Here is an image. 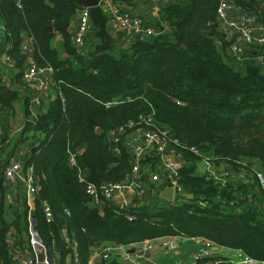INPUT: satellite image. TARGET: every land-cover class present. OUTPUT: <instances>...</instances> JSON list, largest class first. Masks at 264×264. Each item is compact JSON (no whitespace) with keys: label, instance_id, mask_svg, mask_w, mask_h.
<instances>
[{"label":"trees","instance_id":"obj_1","mask_svg":"<svg viewBox=\"0 0 264 264\" xmlns=\"http://www.w3.org/2000/svg\"><path fill=\"white\" fill-rule=\"evenodd\" d=\"M114 1L122 10L148 2ZM227 1L264 25V0ZM220 2L172 0L160 20H153L158 30H167L128 47L112 37L102 8H90L91 44L82 55L71 41L78 0H22L21 7L15 0H0L4 44L18 70L16 81L25 85L28 56L22 46L31 36L34 63L54 68L57 92L46 108L41 103L36 116L32 97L24 103L19 144L35 149L26 159L39 184L32 211L21 201L6 202L0 166V264H17L19 252L31 250L30 215L42 243L61 256L62 264L73 256L75 243L80 264H88L99 245L129 246L167 236L204 238L264 262V207L248 199L251 194L257 200L258 193L241 182L222 186L196 173L205 155L235 173L252 169L254 162L264 170V69L255 62L239 66L228 54L232 42L221 31ZM57 36L61 49L54 45ZM19 100L0 71L2 115L13 114ZM115 101L121 103L106 106ZM150 118L152 128L166 131L169 144L188 162L179 170L181 195L158 207L123 208L108 202L99 207L87 186L119 182L131 169L126 148L121 155L112 152L109 133L124 128L127 137L147 128ZM9 146L6 136L0 152ZM145 163L160 171L156 157Z\"/></svg>","mask_w":264,"mask_h":264},{"label":"built area","instance_id":"obj_2","mask_svg":"<svg viewBox=\"0 0 264 264\" xmlns=\"http://www.w3.org/2000/svg\"><path fill=\"white\" fill-rule=\"evenodd\" d=\"M18 7H21L22 0H15ZM172 0H148L151 5L150 14L154 21L160 20L161 10ZM99 6L108 15L109 29L113 38L119 32H124L131 36L135 41L137 39L144 41L152 37H157L164 30L160 31L156 27L149 26L145 21L136 14L129 13L120 8L114 0H99ZM237 9L234 4L227 0H221L217 16L220 24H227V28L233 30L234 40L232 42L228 54L232 56L239 66H243L247 59L251 56L254 62L264 69V25L259 22L256 16L240 15L241 18H234L233 12ZM74 20L77 23L76 30L72 34L71 41L76 47L77 51L85 55L89 49V37L92 33V20L90 8L80 7L77 11ZM0 28L3 29V27ZM167 30V27H164ZM23 51L27 54L28 58L32 55V46L28 40L22 46ZM257 49V51H255ZM262 49V50H261ZM8 45L4 46V59L13 65L12 60L7 54ZM252 54V52H254ZM14 66V65H13ZM54 68L51 66L41 68L34 62L28 70H25L24 83L21 86L28 91H25L26 97H32L31 111L33 116L37 115L38 107L42 103L43 97H50L51 93L55 90L54 84ZM32 87L36 90V95L32 94ZM52 99V98H51ZM47 99V101L51 100ZM121 102L107 103L106 106L110 107L113 104ZM36 112V113H35ZM2 118L0 114V147L2 146L1 137V123ZM148 125L145 129H140L129 136H125V129L120 128L114 130L108 135V143L111 150L116 155H121L123 148H126L131 159V169L126 172L125 176L119 182H108L103 184L100 188L90 184L87 186V193L93 202L99 207H103L106 202L113 204L115 194L128 192L131 199H139L147 197L141 202V206H149L153 204L157 196L160 194L161 185L172 186L175 189L174 202L177 197L181 195L182 188L179 184V170L183 167L179 163V158L182 157L181 153L174 149L168 142V133L166 131L160 132L152 128V119L146 121ZM135 133H139L138 138H134ZM175 145H179V141H174ZM197 155H201L197 149H194ZM158 159L157 166L160 171H152L149 166H145V161L150 157ZM203 162L206 166V177L219 185H227L229 183L241 182L245 185L251 183L255 184L260 192V196L264 199V170L258 167H252L250 170L233 172L228 165L220 163V169L216 167L214 161L216 158L212 156H202ZM184 158V157H182ZM73 166L74 159L71 160ZM216 164V165H215ZM3 176L5 181L10 185L9 190L6 189L5 200L8 204L17 202L16 196L19 195V188L22 190V202L26 203L29 211L34 209L36 192L39 189L38 181L34 178L32 165L26 159V155L20 158H10L3 168ZM85 175L81 176L84 180ZM153 187V188H152ZM163 188L161 189V191ZM249 202L254 206H260L258 201L255 200L253 195L248 196ZM131 200V201H132ZM161 200V199H160ZM126 200H124L125 202ZM173 202V203H174ZM123 208H130L131 206L126 202L121 206ZM150 207V206H149ZM261 207V206H260ZM70 215L69 212H67ZM46 217L50 222L52 213L49 207H46ZM29 237L32 258H22L17 264H62L61 256L53 250H48L42 243L38 236L34 220L31 215L29 216ZM65 233V231H64ZM177 237H162L153 240H146L142 243L135 244V249L132 251L129 246L117 244H104L99 245L93 250L88 264H116L120 261L121 264H139L141 261L147 259V256L152 253L157 245L170 250H177L178 243ZM69 241V238H66ZM199 244L197 251L192 255V260L195 264H225L226 261L222 257L215 256L213 242L204 238H196ZM66 264H80L78 250L76 243L73 247V256L66 260ZM240 264H264L246 256Z\"/></svg>","mask_w":264,"mask_h":264},{"label":"crops","instance_id":"obj_3","mask_svg":"<svg viewBox=\"0 0 264 264\" xmlns=\"http://www.w3.org/2000/svg\"><path fill=\"white\" fill-rule=\"evenodd\" d=\"M147 3L138 4V5L133 6V7H126V8H124V10L128 11L129 13L137 14V12H139L141 10L140 8ZM149 15H150V10L146 11L144 13V16L146 17L145 23L149 26H153L154 25L153 19ZM76 26H77V23L74 20L72 28H71L72 34L75 32ZM3 32H4L3 29L0 28V71L3 74L4 84L6 86L13 88V89H16L19 92L20 100L17 103L21 102L23 106H21V108L17 107V103H16L15 112L13 114H10V113L7 114L6 113L5 116H3L1 111H0L1 117H3L2 123H1V130H2L1 131V137L3 139L6 136L10 137L9 148L0 152V166L2 167V169L4 168L5 162L7 161V159L9 157L18 159L22 155H26L27 153L30 154L29 152H31L30 150L26 151V148H29L28 143L27 144H19L20 139H21L22 128H23V125L26 121L25 104H24L26 98H25V91H23V89L21 88V85H19L15 79L16 73L18 72V70L13 65L8 64L4 59V46L6 44H4L5 37H4ZM223 36L226 39V41L230 40L226 34ZM26 39L28 40L29 44L31 45L32 44L31 36H27ZM90 39H91V37H89V46L91 44ZM132 39L133 38L131 36L127 35L124 32H119L117 34V36L115 37V40H117L118 45L121 47H128V45L132 42L131 41ZM54 44H55V47L57 49H61V47H62L61 45L63 44L61 38L57 36L55 41H54ZM252 59L250 56V60H248L246 63H248V64L251 62L254 63V59L253 60ZM33 62H34V59H33V54H32L31 57H29L27 62H26L25 70H28L29 67L31 66V64H33ZM32 94L34 96L36 95V90L33 87H32ZM55 96H56V94L54 92H52L50 97H47V98L43 97L42 98V103H43L42 107L46 108V106L48 105L47 99L54 98ZM15 113H17L16 117L14 116ZM16 121L19 124L20 129H19V132L12 137L11 126H13ZM179 163L183 167L188 164L187 160L184 158H179ZM149 164H151V163H145V166L147 167V166H149ZM196 173H197V175H200V176H203L206 174V166H205V163L203 161H201L197 164ZM249 186L253 191L258 193L257 196H259V197L256 196L257 197L256 199L259 202L260 206L264 207V205L261 203V201L263 199L260 196V192H259L258 188L253 183L249 184ZM9 188H10V185L6 182V189L9 190ZM162 188L164 189L165 185H163V184L161 185V187L159 188L160 192H161ZM22 195H23V193H22V190L20 187L19 188V195L16 196V201L22 202ZM155 196H157V199H155L153 204L149 205L150 207H158V206H161L162 204H164V202H165V201L160 200L159 195H157L156 193H155ZM131 198L132 197L130 196V194L128 192L121 193V194H115L113 204L116 206H122L126 202V204L130 205L131 207H136L137 205H140L141 202H143L147 199L146 196L139 198V199H134V200H132ZM124 200H126V201L124 202ZM6 219L8 221H11V219H12L11 214H8ZM176 240L178 243V249L177 250L173 251L170 249H166L159 244L152 251V253L147 256V259L144 261H141V263H139V264H195V262L192 260V255L197 251V249L199 247V244L196 242V238L177 237ZM136 246L137 245H132L129 248L133 251L135 249L134 247H136ZM214 251H215V256L222 257L223 259H225V261H226L225 264H240V262L246 257V255L240 250L226 248V247H222V246H218V245H216L214 247ZM19 256H20L19 261L22 258L31 259L32 258V252L30 249H26L25 251H22V252L20 251ZM116 264H121V262L117 261Z\"/></svg>","mask_w":264,"mask_h":264},{"label":"rangeland","instance_id":"obj_4","mask_svg":"<svg viewBox=\"0 0 264 264\" xmlns=\"http://www.w3.org/2000/svg\"><path fill=\"white\" fill-rule=\"evenodd\" d=\"M151 5L149 4V3H147V4H145L144 6H142L140 9V11L139 12H137V16H140L144 21H145V16H144V13L146 12V11H149L151 8ZM236 7V6H235ZM236 11L235 12H233V16H234V18H237V19H240L241 18V16L240 15H247L246 13H244V12H242V10L240 9V8H237L236 7ZM139 13V14H138ZM144 16V17H143ZM149 16H151L152 17V15L150 14ZM251 16H253V15H251ZM257 19H259L258 17H257ZM152 20V19H151ZM1 23V22H0ZM1 25V24H0ZM227 24L225 23V24H221V31H222V33H223V35H227L228 36V38L232 41V40H234V38H233V35H234V32H233V30H230V29H228L227 27ZM164 30V32L166 31L165 30V28L163 29ZM55 45V44H54ZM246 58H248L247 59V61L248 60H250V56L249 57H246ZM251 59H252V57H251ZM253 60V59H252ZM246 61V62H247ZM23 91H28V90H26L25 88H24V90ZM25 98H26V94H25ZM21 106H23L22 105V103L21 102H19V103H17V107H20L21 108ZM33 112V111H32ZM36 113V112H35ZM33 115H34V113H33ZM15 117L17 116V113H15V115H14ZM19 129H20V126H19V124L17 123V121L14 123V125L13 126H11V132H12V137L14 136V135H16L18 132H19ZM138 136H139V133H135V135H134V138L136 139V138H138ZM29 150V148H26V151H28ZM182 155V154H181ZM205 156H208V155H205ZM182 157H184L183 155H182ZM182 157H180V158H182ZM184 159H185V157H184ZM216 165V164H215ZM220 165L221 164H219V165H216V167L217 168H219L220 169ZM258 166H260L259 165V163H253V165H252V167H258ZM157 170H159V169H157ZM203 176H206V174L205 175H203ZM163 201V200H162ZM262 202V201H261Z\"/></svg>","mask_w":264,"mask_h":264},{"label":"water","instance_id":"obj_5","mask_svg":"<svg viewBox=\"0 0 264 264\" xmlns=\"http://www.w3.org/2000/svg\"><path fill=\"white\" fill-rule=\"evenodd\" d=\"M78 4L80 7L94 8L99 6V0H78ZM97 132L101 133L102 129L98 128ZM34 150L35 149H32L31 154L34 152ZM174 196H175V189L172 186H166L159 194V198L167 203H173Z\"/></svg>","mask_w":264,"mask_h":264}]
</instances>
